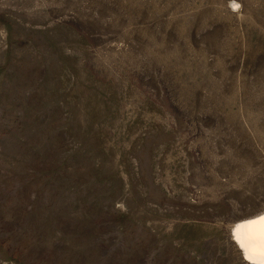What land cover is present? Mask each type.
Returning a JSON list of instances; mask_svg holds the SVG:
<instances>
[{
	"label": "rangeland",
	"instance_id": "1",
	"mask_svg": "<svg viewBox=\"0 0 264 264\" xmlns=\"http://www.w3.org/2000/svg\"><path fill=\"white\" fill-rule=\"evenodd\" d=\"M261 211L264 0H0V264H248Z\"/></svg>",
	"mask_w": 264,
	"mask_h": 264
},
{
	"label": "bare ground",
	"instance_id": "2",
	"mask_svg": "<svg viewBox=\"0 0 264 264\" xmlns=\"http://www.w3.org/2000/svg\"><path fill=\"white\" fill-rule=\"evenodd\" d=\"M234 6L237 7V4L235 3ZM261 216H264V211L239 219L232 229L234 242L248 264H264V222L248 224V221L258 220ZM238 225L241 227L237 231ZM234 231H236L235 236Z\"/></svg>",
	"mask_w": 264,
	"mask_h": 264
},
{
	"label": "snow or ice",
	"instance_id": "3",
	"mask_svg": "<svg viewBox=\"0 0 264 264\" xmlns=\"http://www.w3.org/2000/svg\"><path fill=\"white\" fill-rule=\"evenodd\" d=\"M264 222V216H261V217H259L258 218V220H250V221H248V224L249 225H252V224H256L257 222ZM241 226H237V231L239 230V228H240ZM236 235V231H234V236ZM242 247H243V245H242ZM246 258H248L247 257V254H246Z\"/></svg>",
	"mask_w": 264,
	"mask_h": 264
}]
</instances>
